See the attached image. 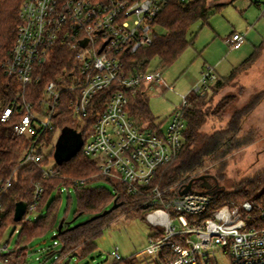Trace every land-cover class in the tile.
<instances>
[{
    "label": "built area",
    "instance_id": "2783aa9c",
    "mask_svg": "<svg viewBox=\"0 0 264 264\" xmlns=\"http://www.w3.org/2000/svg\"><path fill=\"white\" fill-rule=\"evenodd\" d=\"M170 1L23 0L15 42L1 64L3 71L19 82L20 91L4 109L1 121L8 123L14 115L18 117L11 124L14 133L33 138L21 164H41L43 177L50 178L59 170L55 164L43 163L52 148L42 145L43 136L55 127L62 96L69 97L72 112L66 125L81 118L82 132L88 126L94 99L104 91L106 98L96 104L102 107L94 131L83 137L81 148L97 165V177L124 184L126 192L141 197V204L148 208L146 219L159 228L145 250L156 257L151 264H213L218 248L233 264H264V206L253 200L232 201L209 215L212 196L205 190L182 193L187 187L180 182L164 188L153 182L158 168L175 160L182 150L185 108L191 94L182 95V105L174 110L165 129L161 123L151 126L149 121L137 119L128 93L148 95L152 88L163 91L170 86L160 70L132 67L127 58L152 44L156 19ZM245 39L246 33L235 31L225 42L230 49H239ZM63 47L65 65L47 82L40 106L26 100V85L41 81L44 65ZM49 71L47 66V74ZM218 78L215 68L209 66L193 90L204 95ZM14 177L15 170L0 177V211ZM42 191L37 184L22 220H31ZM255 209L257 215L252 214ZM21 228L18 224L14 232L19 234ZM10 244L5 233L0 239V264L13 258L17 246ZM166 246L170 251L162 255ZM5 254L9 256L3 261ZM116 257L120 259L118 253Z\"/></svg>",
    "mask_w": 264,
    "mask_h": 264
},
{
    "label": "trees",
    "instance_id": "16d2710c",
    "mask_svg": "<svg viewBox=\"0 0 264 264\" xmlns=\"http://www.w3.org/2000/svg\"><path fill=\"white\" fill-rule=\"evenodd\" d=\"M22 2L23 0H0V177L8 176L15 170L13 185L4 196L3 208L0 211V239L5 235L10 224L22 225L16 241L17 250L13 258L8 259L7 264H25L31 240L55 226L61 204L60 188L62 187L69 190L70 202L72 201L70 189L73 188L77 194L75 218L85 214L90 218L76 226L64 222L58 237L60 240L58 243L61 245L60 250L57 251L58 259L69 257L74 253L84 256L93 251L97 247L96 239L118 215L133 211L137 216H143L148 210L141 204V197L127 193L122 183L113 182L114 192L103 186H91L90 179L97 177L99 170L95 162L84 154L82 148L68 160L63 162L56 160L55 141L59 139L63 128L67 126L66 122L72 117L67 102L69 97L66 95L62 96L59 112L55 117V127L44 134L42 144L45 148L52 146L43 163L47 165L52 158H55V166L59 173L53 177L44 178L41 164H21L22 155L32 144L33 138L28 135H16L13 130L9 132L4 128L5 125L11 126L18 119L14 115L10 122L3 123L1 116L4 109L17 98L20 84L13 76L3 71L1 64L15 42ZM225 4L221 0H171L162 9L155 22L156 25L165 28L166 33L156 34L151 45L129 56L128 64L135 68L149 70L151 61L158 58L162 67L170 66L194 43V39L188 38L191 26L198 20L208 22L212 12L221 9ZM263 51L264 43L256 47L251 56L231 72L228 76L229 80L252 67ZM65 52L66 48H61L52 61L44 65V75L40 82L26 85V100L40 106L47 82L54 79L65 65ZM47 66L50 69L48 74ZM213 84L204 95L198 93L190 95L189 104L185 108L186 128L183 133L182 150L175 160L158 168L153 182L162 188L180 182L181 186L190 185L191 189H204L212 196L207 209L209 215L231 199L238 203L250 199L264 206V170L240 181L233 192H227L215 186L210 180L211 176H205L210 164L252 142L249 132L243 130V121L264 99V90L257 93L242 109H237L224 128L208 133L202 131L207 119L202 105L210 92L220 89L224 81L218 78ZM128 94L131 99L132 114L137 119L147 120L151 126H155L156 122L153 121L154 117L149 106V96L142 92ZM105 98L106 93L102 91L94 99L88 126L81 132L82 137H87L94 131L95 122L102 107L96 104L98 100L104 101ZM226 107L227 105L222 106L224 111ZM80 180H85V183H80ZM207 183L211 184L210 188L206 186ZM37 184L42 186L43 191L36 210L41 211L42 214L35 220L15 221L16 203L25 200L31 204ZM57 191L58 195L52 197ZM115 201L120 203L119 207L102 215L105 210L113 206ZM43 210L46 213H43ZM252 214L257 215L258 209H255ZM163 250L169 252L170 248L166 246ZM8 256L5 254L2 257L3 261ZM114 264L134 263L128 258L119 259Z\"/></svg>",
    "mask_w": 264,
    "mask_h": 264
},
{
    "label": "rangeland",
    "instance_id": "374dc122",
    "mask_svg": "<svg viewBox=\"0 0 264 264\" xmlns=\"http://www.w3.org/2000/svg\"><path fill=\"white\" fill-rule=\"evenodd\" d=\"M221 1L226 4L221 9L214 10L208 22L198 20L191 26L188 38L194 39V43L173 64L162 67L160 60L154 58L149 65L150 71L159 69L164 82L170 86L163 91L152 88L148 94L153 121L163 124V129L168 126L174 110L182 105V95L195 94L193 88L199 83L202 71L209 66L215 68L224 85L216 91H211L204 99L202 109L207 119L202 127L203 132L212 133L224 128L237 109H242L257 93L264 90V51L252 67L238 73L234 79L228 78L236 67L251 56L256 47L264 43V0ZM234 31L246 33V39L239 49H230L225 42V38ZM156 32L163 35L166 30L157 25ZM224 105H227L225 111L222 108ZM83 125V119L75 118L64 131L78 135ZM4 128L9 132L13 130L12 125H5ZM243 130L249 132L252 142L210 164L207 171L204 170L208 172L205 176H211L210 180L215 186L227 192H233L240 181L264 170V99L244 119ZM50 163L55 164V158H52ZM94 179H90L91 186H103L111 192L115 191L113 182L103 178ZM70 192L71 202L67 188L60 192L61 204L57 222L49 231L31 240L25 264H114L118 260L117 253L120 259L129 258L134 264H151L156 261V257L148 255L145 250L150 236L159 228L148 222L146 213L137 216L133 211L118 215L96 239L97 247L93 251L84 256L76 254L69 263L66 262L69 257L58 259L57 251L61 245H56L55 242L60 240L53 236L58 232L60 222L64 220L73 226L90 218L86 214L75 218L77 194L73 188ZM56 195L58 191L52 197ZM232 201L234 200L231 199L228 203ZM44 210L43 213H46ZM41 214V211L35 210L29 217L35 220ZM175 223L179 224L177 219ZM16 227L18 225L10 224L6 230L10 247L16 245L19 235L14 232ZM116 247L119 249L116 250ZM216 252L213 264H233L230 256L222 249L218 248ZM165 253L166 250L161 254Z\"/></svg>",
    "mask_w": 264,
    "mask_h": 264
},
{
    "label": "water",
    "instance_id": "95a60500",
    "mask_svg": "<svg viewBox=\"0 0 264 264\" xmlns=\"http://www.w3.org/2000/svg\"><path fill=\"white\" fill-rule=\"evenodd\" d=\"M65 127H68V126H65ZM64 128H63V130L60 134V137L58 139V142L56 144L55 158L58 162H63L65 160H68L70 157L77 154V152L81 149L83 142H84L81 132L78 135H76L73 132H65ZM206 186L208 188H210L211 184L207 183ZM190 189L191 188L189 185L185 190H183L182 193H186ZM119 205H120V203L115 201L113 206L111 208L105 210L102 213V215H106L107 213L113 211L114 209L118 208ZM27 208H28V202L27 201H25V200L18 201L16 203V207H15L14 220L15 221H21L23 219V216L25 215V213L27 211ZM78 224H76V225H78ZM63 226H64V220H62L60 222L59 228H58L59 231L53 236V238L57 239L59 237L60 231L62 230ZM76 254L77 253L71 254L69 256V259L66 262L69 263L70 259Z\"/></svg>",
    "mask_w": 264,
    "mask_h": 264
},
{
    "label": "crops",
    "instance_id": "0c3cea01",
    "mask_svg": "<svg viewBox=\"0 0 264 264\" xmlns=\"http://www.w3.org/2000/svg\"><path fill=\"white\" fill-rule=\"evenodd\" d=\"M233 33V32H232Z\"/></svg>",
    "mask_w": 264,
    "mask_h": 264
}]
</instances>
